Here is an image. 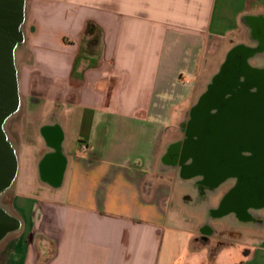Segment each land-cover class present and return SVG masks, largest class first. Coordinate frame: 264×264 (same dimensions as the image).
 <instances>
[{"label":"crops","instance_id":"crops-1","mask_svg":"<svg viewBox=\"0 0 264 264\" xmlns=\"http://www.w3.org/2000/svg\"><path fill=\"white\" fill-rule=\"evenodd\" d=\"M32 4L24 23L32 21L24 27L29 62L10 120L37 117L48 99L54 106L35 122L38 148L22 194L12 193L13 184L4 195L20 227L0 243V264H197L201 254L199 264H264V227L254 229L246 251L225 243L211 257V235L200 229L197 239L175 193L177 181L162 173L166 148L183 133L181 123L229 50L243 41V20L264 17V0ZM56 4L66 28L62 38L47 40L50 22L42 20ZM54 41L58 53L50 51ZM45 129L61 136L64 167L55 185L41 176L42 160L58 153ZM34 180L46 196L30 193Z\"/></svg>","mask_w":264,"mask_h":264},{"label":"water","instance_id":"water-1","mask_svg":"<svg viewBox=\"0 0 264 264\" xmlns=\"http://www.w3.org/2000/svg\"><path fill=\"white\" fill-rule=\"evenodd\" d=\"M25 6V0H0V201L12 188L18 168L17 150L5 127L20 108L15 54L25 41ZM256 53H262L261 47L234 46L229 50L225 64L192 108L184 139L166 148L162 166L178 167L180 178L197 180L202 193L232 183L218 209L210 211L209 216H229L239 224H250L253 219L262 225L264 68L249 65ZM42 135L58 153L42 160L41 176L55 185L64 167L61 136L50 129L43 130ZM19 227L18 220L0 204V243Z\"/></svg>","mask_w":264,"mask_h":264},{"label":"rangeland","instance_id":"rangeland-1","mask_svg":"<svg viewBox=\"0 0 264 264\" xmlns=\"http://www.w3.org/2000/svg\"><path fill=\"white\" fill-rule=\"evenodd\" d=\"M42 2L45 1L46 6L51 5V2L53 1H47V0H41ZM56 1V0H54ZM59 2V0H57ZM90 1V0H89ZM26 6H27V15L31 13V7L33 0H25ZM40 2V1H39ZM72 5H75L76 3L74 1H71ZM56 6L51 12H47L45 14V18H43V15H39L40 18H43L42 21H49L47 25V29H45V37H47V40L51 37V35H55L56 37L62 38V35L65 31V15L63 12H61L59 4L54 5ZM66 8L69 9V12L74 14L77 11L76 6H66ZM65 8V9H66ZM30 24L32 21H28ZM25 23V22H24ZM28 24H24V27L28 29ZM24 29V28H23ZM25 33V32H24ZM49 35V36H48ZM49 37V38H48ZM45 44V42H42ZM57 43V40H56ZM54 41V43H50L53 45L50 49L51 52H59V46ZM43 45H41L42 47ZM37 48V47H36ZM46 49V48H45ZM44 47H42V52H45L46 50ZM35 50V49H34ZM49 50V48L47 49ZM19 52V51H18ZM21 56H18V53L15 54L16 58V65H17V71H18V82L20 85V72L25 67L26 64L29 62V58L26 53V49L24 47V44L20 50ZM43 54V53H42ZM46 54V53H44ZM29 66V65H28ZM54 106V102L52 99H48L45 106H43V111L41 114H38L37 117L31 118L28 113H21L17 115L14 119L10 120L8 124H6L5 130L11 134L13 137V144H15L17 148V161H18V173L15 178L14 187L12 190L13 194H22V187L23 185L28 181L27 180V169L29 168V165L32 164L33 161V155L34 152L37 150V146L35 139L33 137V132L35 130V122L37 119H39L42 115H45L52 107ZM190 116V115H189ZM189 119V118H188ZM188 122V120H187ZM186 121L181 123V127L183 130V133L177 132V135L173 140H176L177 142H181L184 139V128ZM179 140V141H178ZM175 142V143H177ZM174 144V143H172ZM162 173L165 174V177L167 178H175L177 181V187H176V195L180 199L181 202V210L183 209L185 215L191 220L192 224L195 227V230L197 232L196 236L197 239L200 237L201 228L204 226H209L212 229V234L209 239L206 241L209 242L211 246V257H214L216 252L225 246V243L228 245L230 244H239V245H245V251L246 246L251 243L253 240L252 235L254 232L253 226H244L242 224L232 225L229 221L224 219H215L209 216V212L213 211L217 208L218 203L220 200H222L223 196L226 194L227 190L231 187L230 185H225L222 188H217L216 190L212 192H206L202 193L200 191V187L198 186V181L195 179H189V180H182L179 176V169L178 167H163L162 166ZM38 181V180H37ZM34 180L33 183L30 182V184H33L31 186L30 193L33 195H39V196H46L47 191L42 188V186ZM7 201V198L3 196L2 200L0 201V204H4ZM262 219V217H260ZM264 221V219H263ZM182 224V223H180ZM200 241V240H199ZM234 251V250H233ZM236 255V253H234ZM196 263L199 264L200 262H205V256L204 254H201V256L196 257Z\"/></svg>","mask_w":264,"mask_h":264},{"label":"flooded vegetation","instance_id":"flooded-vegetation-1","mask_svg":"<svg viewBox=\"0 0 264 264\" xmlns=\"http://www.w3.org/2000/svg\"><path fill=\"white\" fill-rule=\"evenodd\" d=\"M254 18H256L255 21H248L247 20L248 18L243 20V24L247 32L243 38V41L235 46H242V47H246L249 49H258L261 47L262 53L253 54L250 57L249 65L254 68H264V17L258 16ZM225 62H226V57H225L224 62L222 63V66L225 64ZM225 185H230L232 187V183L230 182L223 183L220 187L222 188ZM231 187L227 190V192L231 189ZM220 202L218 203V206L215 210L218 209ZM2 205L4 206V204ZM201 230L205 234H208V235L212 234V229L209 226H204L201 228Z\"/></svg>","mask_w":264,"mask_h":264},{"label":"bare ground","instance_id":"bare-ground-1","mask_svg":"<svg viewBox=\"0 0 264 264\" xmlns=\"http://www.w3.org/2000/svg\"><path fill=\"white\" fill-rule=\"evenodd\" d=\"M18 53V56L20 57L21 56V53H20V51L19 52H17ZM257 213H259V212H256V215H257ZM255 213H253V215H254ZM224 220H227V221H229L230 222V224H234V225H237V224H239V222L237 221V220H235V219H233L232 217H229V216H227V217H224L223 218ZM251 222H253V223H251ZM250 222V224H242V225H244V226H246V225H251V226H253L254 228H258V229H261V228H263L264 227V224L263 225H257L256 224V221L255 220H253L252 219V221Z\"/></svg>","mask_w":264,"mask_h":264},{"label":"trees","instance_id":"trees-1","mask_svg":"<svg viewBox=\"0 0 264 264\" xmlns=\"http://www.w3.org/2000/svg\"><path fill=\"white\" fill-rule=\"evenodd\" d=\"M86 32L87 33H91L92 32V25H88L86 28Z\"/></svg>","mask_w":264,"mask_h":264},{"label":"built area","instance_id":"built-area-1","mask_svg":"<svg viewBox=\"0 0 264 264\" xmlns=\"http://www.w3.org/2000/svg\"><path fill=\"white\" fill-rule=\"evenodd\" d=\"M82 149H85V146H83Z\"/></svg>","mask_w":264,"mask_h":264}]
</instances>
